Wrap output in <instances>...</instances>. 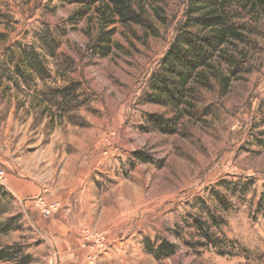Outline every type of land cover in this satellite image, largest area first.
Segmentation results:
<instances>
[{
	"label": "rangeland",
	"instance_id": "374dc122",
	"mask_svg": "<svg viewBox=\"0 0 264 264\" xmlns=\"http://www.w3.org/2000/svg\"><path fill=\"white\" fill-rule=\"evenodd\" d=\"M83 1L0 0V248L29 264H264V17L236 20L248 43L227 91L197 85L177 108L152 84L186 0L134 3L103 57ZM32 50L37 72L18 59ZM163 241L174 254L157 260Z\"/></svg>",
	"mask_w": 264,
	"mask_h": 264
},
{
	"label": "trees",
	"instance_id": "16d2710c",
	"mask_svg": "<svg viewBox=\"0 0 264 264\" xmlns=\"http://www.w3.org/2000/svg\"><path fill=\"white\" fill-rule=\"evenodd\" d=\"M98 2L95 12L99 19L100 32L97 37L99 56L109 52L112 30L107 27L116 22L126 24L138 19L141 14L133 9L136 3L142 8L141 0H84V5ZM186 19L179 28L175 42L164 61V72L154 80L152 87L156 98L179 107L187 93H192L198 86H210L215 82L221 94L227 91L229 83L236 75L238 64L236 53L246 57L239 45H247L245 29L236 20L264 17V0H186ZM20 62L24 68L37 72L41 67L39 56L32 50L22 53ZM16 68H19L17 66ZM17 70V69H16ZM19 72V70H17ZM234 78V77H233ZM213 220L214 215H211ZM201 232L211 235L208 226L203 228L200 221L194 220ZM219 224V223H218ZM217 224V225H218ZM5 226L2 231H4ZM210 228V227H209ZM208 232H207V231ZM157 260L174 254V247L161 242L151 253ZM0 261L6 264H29L28 256H21V251L7 246L0 248Z\"/></svg>",
	"mask_w": 264,
	"mask_h": 264
},
{
	"label": "crops",
	"instance_id": "0c3cea01",
	"mask_svg": "<svg viewBox=\"0 0 264 264\" xmlns=\"http://www.w3.org/2000/svg\"><path fill=\"white\" fill-rule=\"evenodd\" d=\"M74 264H86L87 258L85 257H75Z\"/></svg>",
	"mask_w": 264,
	"mask_h": 264
}]
</instances>
